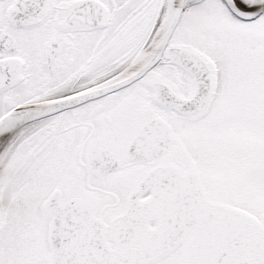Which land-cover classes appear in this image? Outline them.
<instances>
[{"label": "snow or ice", "instance_id": "snow-or-ice-1", "mask_svg": "<svg viewBox=\"0 0 264 264\" xmlns=\"http://www.w3.org/2000/svg\"><path fill=\"white\" fill-rule=\"evenodd\" d=\"M0 264H264V0H0Z\"/></svg>", "mask_w": 264, "mask_h": 264}]
</instances>
